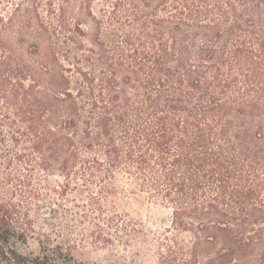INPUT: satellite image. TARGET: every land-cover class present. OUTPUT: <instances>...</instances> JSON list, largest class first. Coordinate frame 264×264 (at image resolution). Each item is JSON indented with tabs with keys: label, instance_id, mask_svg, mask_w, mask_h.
I'll use <instances>...</instances> for the list:
<instances>
[{
	"label": "trees",
	"instance_id": "1",
	"mask_svg": "<svg viewBox=\"0 0 264 264\" xmlns=\"http://www.w3.org/2000/svg\"><path fill=\"white\" fill-rule=\"evenodd\" d=\"M69 3L0 8V264L74 261L18 247L57 175L170 208L155 264H264V0Z\"/></svg>",
	"mask_w": 264,
	"mask_h": 264
},
{
	"label": "rangeland",
	"instance_id": "2",
	"mask_svg": "<svg viewBox=\"0 0 264 264\" xmlns=\"http://www.w3.org/2000/svg\"><path fill=\"white\" fill-rule=\"evenodd\" d=\"M33 1L35 0H0V8H6V15H10L17 3H24L27 7L31 6ZM81 1L69 0L72 21L78 17ZM93 1L94 11L98 14V0ZM41 11L47 14L45 4ZM83 48H93L86 37ZM42 56L43 52L38 54L37 58L40 59ZM65 64L68 67L74 65L72 61ZM84 67L88 68V65L85 64ZM72 70L75 80L78 74L75 67ZM71 88L76 91L78 87L73 83ZM1 171L0 179L4 175ZM64 181L57 175L49 177L48 182L51 187L57 188L59 183ZM121 182L131 183L130 186L136 188L128 179H122ZM47 183L45 188H42V200L39 202L41 208L34 212L37 233L27 244H19L22 252L39 255L43 242V245L55 247L56 253L72 255L74 261L70 264H155L157 252L161 249L158 241L164 236L165 227L171 223L170 208L151 204L145 197L146 194L137 189L134 194L138 198L137 201L131 198L129 204H119L117 208H113L106 198L112 196L111 190L102 186L104 183L110 186V179L103 182L98 177H80L77 182H73L75 186L72 185L63 195L50 191L46 188ZM35 201L33 202L36 208L38 202ZM102 203L107 207L100 210ZM62 215L66 216L67 220L63 219ZM52 222L55 226L50 225ZM63 222L68 226L63 227ZM133 225L142 230L143 234L131 235L127 228L131 230ZM179 238L191 240L190 233L185 231Z\"/></svg>",
	"mask_w": 264,
	"mask_h": 264
}]
</instances>
